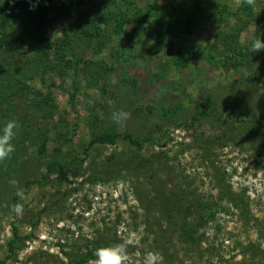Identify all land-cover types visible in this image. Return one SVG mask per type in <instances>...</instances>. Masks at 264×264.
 <instances>
[{
	"label": "rangeland",
	"instance_id": "374dc122",
	"mask_svg": "<svg viewBox=\"0 0 264 264\" xmlns=\"http://www.w3.org/2000/svg\"><path fill=\"white\" fill-rule=\"evenodd\" d=\"M97 4L47 0L42 23L28 25L51 45L8 51V82H24L34 103L11 91L7 113L29 133L16 129L0 162V264H77L131 233L132 264L149 252L162 264L261 263L264 51L251 41L264 40V0ZM77 15L91 27L73 30ZM122 111L130 118L116 123ZM109 131L142 147L119 139L86 148Z\"/></svg>",
	"mask_w": 264,
	"mask_h": 264
},
{
	"label": "trees",
	"instance_id": "16d2710c",
	"mask_svg": "<svg viewBox=\"0 0 264 264\" xmlns=\"http://www.w3.org/2000/svg\"><path fill=\"white\" fill-rule=\"evenodd\" d=\"M120 0H70L72 4L77 3L81 5L82 3L90 7H94L96 5L104 4L107 6L114 5L116 6ZM33 3H36L35 9L30 10V3L29 0H0V130H2L3 126L8 121H14L15 116L13 117L9 112L8 108L12 107L14 108L16 104L13 103L16 96L15 93L11 95V91H17L20 93L21 98L19 96V99L23 100L22 98H28L27 101L34 103L33 101H30V92L28 91V86H25L24 82H18L17 86L14 88V83L8 82L9 76L12 74L14 60V54L9 55L8 51L12 50L17 51L18 48H25L27 50H30V52L34 55H37L40 51H42L44 48H48L50 44V40L46 38L44 33L42 32V27L40 26H34L30 27L28 23H42L40 17L45 14L47 10V0H38V3L36 0H32ZM92 23V21H90ZM33 24H30L33 26ZM83 29H87L91 27L90 23H85L84 19H81V15H77L76 19L70 24V27L73 30H76L77 27H82ZM15 33H19V36L17 38L14 37ZM73 36V35H72ZM62 43H64L63 46L69 51L70 55H74L75 48L73 45V39L70 36V34L66 33L65 38L62 40ZM71 56V57H72ZM73 58V57H72ZM11 95V96H10ZM24 101V100H23ZM44 101V100H42ZM38 102L36 105H39L40 107H43L47 105L48 102ZM3 107L2 111L1 108ZM179 107V106H178ZM49 108L47 107L44 110V113H48ZM166 112V111H165ZM170 113V112H166ZM202 115H206V111L201 112ZM48 115H43V118H46ZM264 119V115L262 116ZM17 129H23L27 133L28 127L25 121L20 122L19 127ZM16 131V129L14 130ZM20 130H18L17 134L19 136ZM261 136L264 137V134H261ZM119 139H125L130 144L135 145L136 147H142V143L138 142L137 140H134L132 136H130L127 133H116L114 131L109 132H103L93 138L89 145L86 147L87 149L90 148L94 144H114ZM17 144V143H16ZM21 145V143H19ZM51 165H55L59 168L60 171L64 172L66 170V165H60L57 163H52ZM50 165V166H51ZM49 166V167H50ZM5 170V166H3L0 163V175L3 174L1 171ZM32 182H28L25 186L26 188L28 185H30ZM20 197L17 195H14L12 198V205H17L19 202ZM18 237L17 231L15 228L12 230V239L8 242V250L10 254L14 253L16 248L15 242L16 238ZM66 256H69L66 254ZM94 251L89 252L83 259H80L77 264H84L90 260L95 259ZM259 264H264V261H262Z\"/></svg>",
	"mask_w": 264,
	"mask_h": 264
},
{
	"label": "clouds",
	"instance_id": "9594fccd",
	"mask_svg": "<svg viewBox=\"0 0 264 264\" xmlns=\"http://www.w3.org/2000/svg\"><path fill=\"white\" fill-rule=\"evenodd\" d=\"M38 3V0H36ZM237 5H247L249 7H254L256 0H235ZM30 10H34L36 3L29 0ZM251 51L259 53L264 51V40L260 38H254L251 41ZM253 71L245 72V78L254 75ZM130 118V113L120 112L113 113V120L116 123H122ZM19 127L16 121H8L0 130V162L7 159L11 153L14 152V145L12 140L15 137V129ZM23 192L18 191L17 196L23 199ZM21 205L17 204L13 206V210L20 209ZM138 243V239L135 233L129 234L128 237L124 238L122 242L113 244L111 246H105L97 248L95 251L96 259L91 262V264H132V259L128 254L129 247H135ZM163 257L157 253L149 252L145 257L143 264H162Z\"/></svg>",
	"mask_w": 264,
	"mask_h": 264
}]
</instances>
